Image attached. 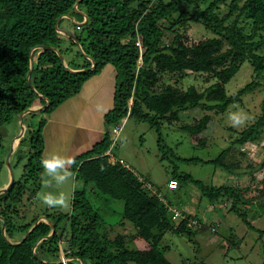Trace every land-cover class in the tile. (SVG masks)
<instances>
[{"label": "trees", "instance_id": "16d2710c", "mask_svg": "<svg viewBox=\"0 0 264 264\" xmlns=\"http://www.w3.org/2000/svg\"><path fill=\"white\" fill-rule=\"evenodd\" d=\"M76 1L0 0V127L28 107L47 103L26 113L40 112L41 117L35 127H25L12 151L18 161L24 160L23 172L0 192V264H127L129 260L135 264H173L163 257L168 248L161 245L164 234L184 233L198 246L196 227L188 226L187 220L199 218L164 196L186 215L175 223L166 203L142 185L140 175L106 153L112 143L109 128L126 115L152 125L156 119L175 121L180 111L198 105L220 112L239 103L245 92L264 79V0H208L204 6L198 0ZM181 2L191 4L192 13L173 17ZM69 17L77 33L64 35L59 31L60 24ZM190 21L201 23L212 35L185 42L184 31ZM165 31L172 32L168 43L162 42ZM244 61L252 66L254 78L228 95L225 84ZM106 64L115 69L113 107L104 114L108 129L90 149L74 157L71 170L82 186L72 191L70 211L27 216V204L43 185V114L78 93L83 83ZM187 70L210 73L216 80L202 91L193 85L181 89L177 83ZM165 72L177 73L179 78L175 84L167 83L156 90ZM207 120L208 115H203L194 130L193 126L182 128L190 133L200 131ZM262 126L264 99L258 116L215 158L204 162L235 171L238 160L231 152L236 149L234 144L252 141ZM237 153L244 155L240 150ZM4 165L0 152V171ZM261 166L264 161L258 164ZM170 178H175L178 186L193 182L211 204L225 201L228 210L238 213L249 226L258 212L264 211V177L257 197L245 195L249 185H210L175 168ZM3 185L0 183V187ZM88 185L103 194L105 201H123L118 221H108L92 206L86 195ZM41 216L45 219L40 220ZM123 221L133 228L128 238L144 241L151 255L122 249L120 234L116 240L110 237L107 225ZM60 249L65 263L57 261Z\"/></svg>", "mask_w": 264, "mask_h": 264}, {"label": "rangeland", "instance_id": "374dc122", "mask_svg": "<svg viewBox=\"0 0 264 264\" xmlns=\"http://www.w3.org/2000/svg\"><path fill=\"white\" fill-rule=\"evenodd\" d=\"M207 1L198 0L201 6H204ZM220 5L222 6L223 2ZM192 11L191 4L181 2L173 13V17L178 15L188 17ZM72 21L74 22L70 17L69 19L64 18L59 31L64 35L77 33ZM164 24L167 26L168 22L166 21ZM184 34V40L187 43L196 42L212 35L201 23L193 21L189 22ZM171 38L172 32L165 31L162 35V42L168 43ZM65 42L67 43V39ZM66 58H68V54H66ZM177 78H179L177 73H163L155 87L156 90L167 83L175 84ZM252 78H254L252 66L247 61L242 62L237 72L225 84L226 93L228 95L235 93ZM215 80L216 78L210 73L187 70L178 80L177 86L186 89L193 85L198 91H202ZM263 99L264 79H260V84L257 87L245 92L239 103L230 104L224 111L216 112L207 109L204 105H198L180 111L179 118L175 121L156 119V123L152 125L148 120H139L134 116L126 115L122 118L121 129L111 146L113 157L121 159L123 164L149 180L153 188L159 189L164 196L173 200L178 206L186 207L185 210L188 212H194L200 219L199 226L198 222L193 224L198 231L194 238H197L200 247L184 233L167 231L164 234L161 245H166L168 248L164 251L163 257L173 264H264V233L261 232L264 229V211H259L257 217L251 221L252 226H249L238 213L228 210L229 204H226L225 201L219 199L210 204L209 199L201 195L200 190L193 182L188 181L174 190L167 185L171 171L175 168L179 172L188 173L193 179H199L210 185H249L250 190L246 191L245 195L256 196L263 186L261 179L264 177V166L258 167V164L264 161V126L256 132L252 141H247L241 146L234 144L236 149H232L231 152L236 154L238 160L236 163L238 167L234 172L227 171L215 163L204 162V160L215 158L222 149L232 142L240 130L258 116ZM235 105H238L250 117L248 123L243 127L234 128L228 121L229 112L237 110ZM203 115H208V120L200 131L190 133L182 128L193 126L194 130ZM40 117V112L26 114L23 120L24 129L32 125L35 127ZM20 129L21 124L18 116L13 117L9 123L0 127V152L5 159V165L0 171V183L4 184L3 186L9 182L11 172L16 179L23 172L24 160L18 161L12 153L8 156L11 145L14 146V149L17 145L15 137L19 134ZM237 149L244 152V155L237 153ZM7 156L9 167L6 164ZM183 158H194L196 161H187ZM76 183V188L82 186L80 179H76ZM61 191L71 193L72 197L71 183L59 188L55 185L50 188L41 187L33 200L27 204V216L33 213L51 215L56 212L70 211L71 201L69 210L65 211L58 207L46 206L38 198L41 193L51 192L53 195H58ZM86 195H88L92 206L105 215L108 221H118L121 217L122 200L110 198L111 200L105 201V196L92 191L89 185L86 187ZM261 199L263 200L264 196ZM242 208L245 210L244 206ZM39 219L44 220L45 218L41 216ZM174 222L178 223L179 219H174ZM107 231L114 240H116L117 234L121 235L122 249L151 255L144 241L128 238V234L133 231L129 222L108 224ZM60 256L65 259L61 249ZM127 264H135V262L129 260Z\"/></svg>", "mask_w": 264, "mask_h": 264}, {"label": "crops", "instance_id": "0c3cea01", "mask_svg": "<svg viewBox=\"0 0 264 264\" xmlns=\"http://www.w3.org/2000/svg\"><path fill=\"white\" fill-rule=\"evenodd\" d=\"M114 86L115 69L106 64L99 73L83 83L78 93L65 99L49 113L43 114L46 121L42 128V156L55 153L76 157L102 139L108 129L104 114L113 107ZM33 106L38 110L43 108L39 102ZM180 208L185 210L186 207ZM198 220L199 226L200 219ZM198 246L200 247V243Z\"/></svg>", "mask_w": 264, "mask_h": 264}, {"label": "clouds", "instance_id": "9594fccd", "mask_svg": "<svg viewBox=\"0 0 264 264\" xmlns=\"http://www.w3.org/2000/svg\"><path fill=\"white\" fill-rule=\"evenodd\" d=\"M237 110L231 111L228 114V121L232 127H243L245 126L250 117L244 112L238 105L234 106ZM42 183L45 188H50L55 185L61 187L68 183H71L72 189L74 190L77 186L75 173L71 170L75 164L74 157L63 156L59 154H47L42 157ZM41 202L50 207H58L62 210H69L71 193L61 191L58 195H53L51 192H45L38 195Z\"/></svg>", "mask_w": 264, "mask_h": 264}, {"label": "built area", "instance_id": "2783aa9c", "mask_svg": "<svg viewBox=\"0 0 264 264\" xmlns=\"http://www.w3.org/2000/svg\"><path fill=\"white\" fill-rule=\"evenodd\" d=\"M121 129V123H117L113 126L110 127V135L112 138V143L110 145V147L112 146L116 136L118 135L119 131ZM106 153H108L111 157H113V154L111 153V148H109ZM139 179L142 181V185L147 187L150 191L154 192L157 194V196L159 197V199H161L164 203H166L168 210L172 213V218L176 219L178 218L179 221L183 218H186L185 213L176 205L174 204H170L168 203L167 199L164 197V195L162 194V192L160 190H156L155 188H153L152 184L150 181L144 179L143 177L139 176ZM167 185L171 188V189H176L178 187V182L175 178H170L167 182ZM197 223V221L195 219H188L187 220V225L188 226H192L193 224Z\"/></svg>", "mask_w": 264, "mask_h": 264}, {"label": "water", "instance_id": "95a60500", "mask_svg": "<svg viewBox=\"0 0 264 264\" xmlns=\"http://www.w3.org/2000/svg\"><path fill=\"white\" fill-rule=\"evenodd\" d=\"M78 1H79V0H77L76 3H77ZM76 3H75V4H76ZM66 16H67V15H66ZM60 17H61V16H60ZM60 17L58 18L57 22L59 21ZM68 35H70V34H68ZM57 52H58L59 55H60V52H59V51H57ZM30 66H32V59H31V58H30ZM28 75H29V72H28L27 76H28ZM46 104H47V103H45V104L43 105V107H44ZM36 109H38V108H36V107H34V106H31V107H28L27 109L21 111V112L18 114V117H19V120H20V124H21V129H20L19 134L15 137V139H17V142H18L19 138L22 136V134H23V132H24L23 114L26 113V112H29V111L36 110ZM13 149H14V146L11 145V148H10V151H9V153H8V156L12 153ZM8 156L6 157V164H7L8 167H9ZM13 180H14V176H13V174H12V172H11V176H10V180H9V182H8L5 186L0 187V192H2V191H4L5 189H7V188L10 186V184L12 183ZM36 222H37V221H36ZM36 222H35V223H36ZM3 224H4V222H3ZM2 228H3V227H2ZM51 233H52V231H51ZM57 261H58V262H63V263H65V262H66V259L60 258V259H58Z\"/></svg>", "mask_w": 264, "mask_h": 264}]
</instances>
